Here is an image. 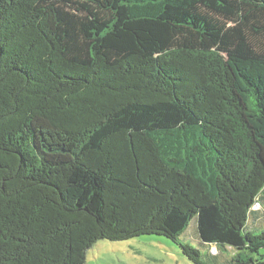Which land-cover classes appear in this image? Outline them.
<instances>
[{"label": "trees", "instance_id": "1", "mask_svg": "<svg viewBox=\"0 0 264 264\" xmlns=\"http://www.w3.org/2000/svg\"><path fill=\"white\" fill-rule=\"evenodd\" d=\"M146 236L264 264V0H0V264Z\"/></svg>", "mask_w": 264, "mask_h": 264}, {"label": "rangeland", "instance_id": "2", "mask_svg": "<svg viewBox=\"0 0 264 264\" xmlns=\"http://www.w3.org/2000/svg\"><path fill=\"white\" fill-rule=\"evenodd\" d=\"M192 229V225L190 230ZM189 230V232H190ZM259 232L260 230H255ZM188 232V234H189ZM183 239L194 248H201L189 234ZM216 253V249H211ZM233 251L224 252L228 263ZM86 264H191L182 257L179 249L163 237H141L124 242L99 241L86 252Z\"/></svg>", "mask_w": 264, "mask_h": 264}]
</instances>
